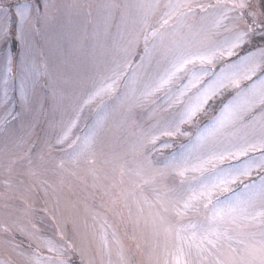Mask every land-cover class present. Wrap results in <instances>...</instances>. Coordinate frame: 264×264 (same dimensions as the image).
<instances>
[{
	"label": "snow or ice",
	"instance_id": "obj_1",
	"mask_svg": "<svg viewBox=\"0 0 264 264\" xmlns=\"http://www.w3.org/2000/svg\"><path fill=\"white\" fill-rule=\"evenodd\" d=\"M0 171V264H264V0L0 3Z\"/></svg>",
	"mask_w": 264,
	"mask_h": 264
},
{
	"label": "rangeland",
	"instance_id": "obj_2",
	"mask_svg": "<svg viewBox=\"0 0 264 264\" xmlns=\"http://www.w3.org/2000/svg\"><path fill=\"white\" fill-rule=\"evenodd\" d=\"M3 2H13V0H0V3ZM3 179H4V173L0 171V259H6L12 257L17 261H19L20 258L16 257L15 254L11 252L10 246L6 245L4 242V237L6 235V233L3 231L4 227L8 225H12L13 221H16V223L19 224L20 226L25 227L28 230H31V225L28 223V221H31L32 223H37L39 218L41 216H44L45 219L43 220V222L37 223V227L45 230L47 234L50 235L51 228L48 227L50 221L47 220L46 218L47 214H45L42 211V208L44 206V202L42 199H35L34 202H32V207L36 210L37 213L36 217L25 216L22 211L15 208H10L5 210L3 207L4 194L7 192L8 195L17 196V197H19L20 194L18 192H14L12 190L6 189L5 185L3 184ZM6 211L12 214L10 216L6 215L5 214ZM118 239L120 240L125 253L131 254L133 258L138 262V264H141V262L144 260V257H142L140 253L136 251L134 242L130 239V233H126L124 229L121 228L118 233ZM94 250L95 247L93 246V251Z\"/></svg>",
	"mask_w": 264,
	"mask_h": 264
}]
</instances>
